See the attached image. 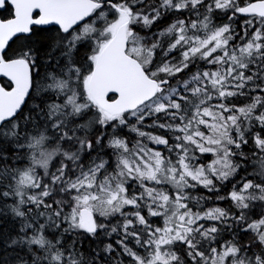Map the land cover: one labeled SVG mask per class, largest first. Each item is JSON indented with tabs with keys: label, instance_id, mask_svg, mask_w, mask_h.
<instances>
[{
	"label": "snow or ice",
	"instance_id": "obj_1",
	"mask_svg": "<svg viewBox=\"0 0 264 264\" xmlns=\"http://www.w3.org/2000/svg\"><path fill=\"white\" fill-rule=\"evenodd\" d=\"M0 264H264V0H0Z\"/></svg>",
	"mask_w": 264,
	"mask_h": 264
}]
</instances>
